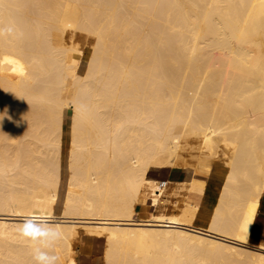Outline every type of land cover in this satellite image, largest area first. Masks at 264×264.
I'll use <instances>...</instances> for the list:
<instances>
[{"label":"bare ground","instance_id":"obj_1","mask_svg":"<svg viewBox=\"0 0 264 264\" xmlns=\"http://www.w3.org/2000/svg\"><path fill=\"white\" fill-rule=\"evenodd\" d=\"M77 32L94 40L83 73ZM6 107L0 264H35L18 231L31 216L62 232L57 264H78L81 232L105 238L103 264H264V241H249L264 194V0H0ZM174 182L176 212H154Z\"/></svg>","mask_w":264,"mask_h":264},{"label":"rangeland","instance_id":"obj_2","mask_svg":"<svg viewBox=\"0 0 264 264\" xmlns=\"http://www.w3.org/2000/svg\"><path fill=\"white\" fill-rule=\"evenodd\" d=\"M85 33V32H84ZM77 35V36H76ZM80 35V36H79ZM82 35V36H81ZM87 36V37H85ZM83 37V38H82ZM86 38V39H85ZM74 40L77 42V46L82 48L80 54V73H83L86 67V61L90 56L92 50V43L94 40L92 37L86 35L83 36V32H77L74 37ZM85 39V40H84ZM79 44V45H78ZM72 110L71 108H66L64 111V123H63V135H62V154H61V179L59 182L57 190V202L54 207L55 218L59 217L61 213L64 196L66 193L67 187V177H68V168H67V155L70 147V120H71ZM167 174V172H166ZM173 180H180L184 177V172L181 170H176L172 168L171 171H168V174ZM165 194V193H164ZM141 202L142 209L150 213L146 208L143 201H138L137 204ZM137 216H147L148 214H143L142 211L138 212L135 209ZM106 246L105 238L103 236H96L93 234H86V232H81L75 241V258L78 264H103V253Z\"/></svg>","mask_w":264,"mask_h":264},{"label":"clouds","instance_id":"obj_3","mask_svg":"<svg viewBox=\"0 0 264 264\" xmlns=\"http://www.w3.org/2000/svg\"><path fill=\"white\" fill-rule=\"evenodd\" d=\"M5 118L12 119L7 107L0 113V124ZM18 231L22 238L30 242L35 264H57L59 257L48 251L62 239L63 234L57 227L47 224L39 217L31 216L25 219Z\"/></svg>","mask_w":264,"mask_h":264},{"label":"crops","instance_id":"obj_4","mask_svg":"<svg viewBox=\"0 0 264 264\" xmlns=\"http://www.w3.org/2000/svg\"><path fill=\"white\" fill-rule=\"evenodd\" d=\"M171 169L172 168H170L169 169V171H171ZM176 170H180V169H177V168H175ZM176 181V180H175ZM173 185H177L176 184V182H174L173 183ZM172 186V187H170V188H168L167 189V191L165 192V194H163L161 197H160V205H161V209H156V210H154V212L156 211V212H158V211H161V210H163L164 211V209H165V212L166 213H169V212H176V209H175V207H174V204H176L177 202H180L181 200H182V197L184 196L183 195V191L179 188L178 189V187L176 186ZM178 191H177V190ZM170 192V193H169ZM174 192V193H173ZM178 192V193H177ZM168 193V194H167ZM173 193V194H172ZM177 195H176V194ZM179 194V195H178ZM178 196L179 197H181V198H178ZM164 200H163V199ZM178 198V199H177ZM184 198V197H183ZM162 199V200H161ZM177 201H176V200ZM180 199V200H179ZM176 201V202H175ZM174 203V204H173ZM260 204H261V206H260V208H259V211H258V213H257V217L255 218V220H254V223H253V226H252V232H251V234H250V239L252 240H249L250 241V243H252V244H257V243H259L260 241H264V194H263V197H261V200H260ZM164 205V206H163ZM163 208V209H162ZM136 209H137V211L138 212H141L142 211V213L143 214H148L149 212L148 211H146V210H143L142 209V203L141 202H139L137 205H136ZM253 232H254V235H252L253 234ZM256 235V236H255ZM252 237V238H251ZM257 237H259V238H257ZM261 237V238H260ZM256 238V239H255ZM254 239V240H253ZM255 240H256V242H255Z\"/></svg>","mask_w":264,"mask_h":264}]
</instances>
